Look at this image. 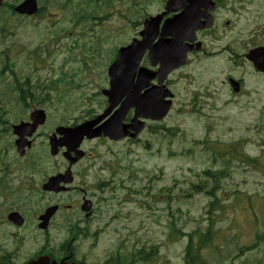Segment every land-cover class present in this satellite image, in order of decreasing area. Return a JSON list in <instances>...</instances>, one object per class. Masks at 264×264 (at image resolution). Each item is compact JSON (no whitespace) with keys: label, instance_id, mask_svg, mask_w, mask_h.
<instances>
[{"label":"rangeland","instance_id":"374dc122","mask_svg":"<svg viewBox=\"0 0 264 264\" xmlns=\"http://www.w3.org/2000/svg\"><path fill=\"white\" fill-rule=\"evenodd\" d=\"M162 2L89 0V4L72 0L66 8L46 6L36 19L12 17L14 28L4 37L0 33V50L8 48V55L0 53V105L13 108L25 103L17 97L18 84L27 76L35 84L40 76L44 80L41 88L48 90V79L64 71L67 86L54 88L66 94L52 106L58 102L69 111L51 110V120L63 123L92 117L103 104L100 90L104 84L107 88L106 72L117 48L135 37L145 14L158 12ZM93 10L96 15L93 12L91 19ZM76 15L86 18L75 22ZM232 37V33L223 37L222 44L208 38L206 44L210 49L225 43L239 47L241 41L227 42ZM5 57L8 64L3 62ZM216 58L193 57L169 76L173 107L156 123L159 127L145 129L137 142L91 141L83 145L97 157L95 166L83 177L88 194L106 177L120 196L131 193L125 199L134 201L124 205L109 203L107 198L105 205L96 193L99 198L93 219L85 220L79 210L55 219L50 231L53 247L65 242L69 222L80 218L79 227L87 229L89 237L74 242L76 256L88 263L106 259L112 264L118 259L120 264H187L191 261L190 257L185 260L187 234L192 233L194 244H198L201 232L212 220V240L198 252L204 264H264V237H260L264 235V83L247 77L249 96L228 102V92L220 80L231 65L223 56ZM161 126L172 130L167 132ZM43 140L38 139V151L32 150L22 160L16 157L13 137H0V154L5 150L0 155V171L8 165L2 184L14 191L10 196L19 201L36 193L38 209L57 200L41 192V183L67 166L60 154L50 156L41 145ZM114 157L112 171H97V165ZM32 169H36L38 192L28 190ZM207 169L216 177L206 178L203 171ZM198 183L217 187V201L212 206L213 198L196 192ZM63 200L74 203L77 197ZM171 214L174 228L169 222ZM97 229L100 232L93 236ZM44 241L39 236L38 247L45 249ZM30 250V241L9 235L0 219V264H23L32 254ZM193 264H199L198 260L194 258Z\"/></svg>","mask_w":264,"mask_h":264},{"label":"flooded vegetation","instance_id":"af4514ba","mask_svg":"<svg viewBox=\"0 0 264 264\" xmlns=\"http://www.w3.org/2000/svg\"><path fill=\"white\" fill-rule=\"evenodd\" d=\"M212 2L214 4V10L211 12L213 21L212 27L197 32V39L202 43L201 49L199 52H190L188 56L190 59L199 55L204 58L217 57L216 59L218 60L220 56H223L224 60L231 65V68L223 73L220 85L227 88L231 99L236 97H248L250 91H246L247 77H255L264 83V70L256 69L253 61L248 58L252 50L264 48V0H212ZM172 15L173 13L167 14L163 19L171 17ZM238 17H240V19H238ZM231 33L233 37L232 39L229 38L227 42L241 41L239 47H234L225 43L223 45L215 44L213 48H208L206 39L211 38L212 42H220L222 44L223 37ZM229 79L237 81L239 89L237 92H234ZM155 84L156 81L153 80L152 85ZM168 84L169 81H165V85ZM56 106L61 108L62 105L56 104ZM39 108H42V105L39 103L38 105L18 103L14 104L13 108H8L7 104L3 103V105H0V134H5L8 129H11L13 124H17L21 121L29 122L30 113L35 109L39 110ZM60 110L63 109L61 108ZM33 117L34 120H38V115ZM79 122L80 121L74 123L76 124ZM66 125H69V123ZM5 127L9 128L6 129ZM11 135L14 142L15 137L12 132ZM40 135V130L37 128L34 136H32V148L28 149L26 154L19 159H27L32 150L38 151V136ZM97 140L103 141L106 139L83 140L81 149L85 152V155L70 166V170H72L74 176V183L71 184L66 191L45 193L50 195V200L53 198L57 200L45 203L41 209H38V200H34V198H38L36 193L31 194L30 197L24 201L12 199L10 194H15L14 191L10 190L6 185L1 184L2 179L4 180L5 178L4 174L8 172V168H4L0 171V173H3L2 175L0 174V219L2 223L5 224L9 235L20 238V240L30 241V253L32 254L29 255L23 264L37 260L41 256H47L50 262L55 261L57 264H60L61 261H72L76 264H110L106 259L98 263H88L77 258L74 242L80 238H84V231L79 227L80 218L75 221L70 220L74 223L69 222L68 231L63 239L66 242L63 244L60 243L57 246L60 247L59 250L55 249L57 247H53L52 244H50V240L54 238L50 234V231L55 219L58 218L60 214L79 210L83 218L88 220L91 219L97 211L94 206L95 203L91 199V195L88 194L89 187L86 186L85 182L79 180V176L81 175L80 171H84L83 174L86 175V173L95 166V160L97 158L91 151L85 150L83 145L86 142ZM4 152L5 150L3 149L0 155L4 154ZM87 159L89 160L88 163H86ZM110 163L111 161L102 162L97 165L96 168L98 171L103 172L110 168ZM78 168L81 169L77 170ZM35 173L36 169H32L30 179L28 178L30 182L28 184V190L31 192H38V181H36ZM34 181L36 182L34 183ZM72 197H77V201L74 203H66L63 200V198L70 199ZM84 199H90L92 201V209L91 206L89 208L90 214H85L86 212L81 211V205ZM53 205L58 206L57 211L50 218L46 230H42L38 226V217L48 206ZM12 213L18 214L17 216L20 219L19 223L10 220L9 215ZM41 235L46 241H44L45 243L43 242L45 249H43V246L38 247V238ZM67 240L69 241L67 242Z\"/></svg>","mask_w":264,"mask_h":264},{"label":"water","instance_id":"95a60500","mask_svg":"<svg viewBox=\"0 0 264 264\" xmlns=\"http://www.w3.org/2000/svg\"><path fill=\"white\" fill-rule=\"evenodd\" d=\"M182 1H189V5L184 6L180 3V0L167 1L166 12L175 10L174 6L176 9L183 8V11L179 15L174 16L173 19H167L164 22L160 31V38L155 43H153V40L158 32L159 18L162 15L150 18V20L144 22V29L139 33L141 39H133L130 44L118 49L116 58L107 71L109 89L102 90V94L108 98V108L93 121L85 122L74 128H58L57 132L62 133L63 137L60 140H56L55 137L50 138L51 154H56L58 151L57 147L64 145L66 146V151L63 152V156L72 163L77 158H71L70 153L74 152L78 157L82 155L76 148L84 136L91 138L103 135L112 140H118L125 136L135 137L144 127V123L139 121L138 118L160 120L167 114L172 106V101L165 98L171 97V93L164 86L146 89L141 93V90L148 87L149 80L155 76V73L151 74L143 67L138 68V65L144 53L147 52L151 64H159L156 74L158 82L162 83L172 69L185 63L186 52L192 46L183 43V39L186 38L189 42H193L195 39L193 35L195 29L210 26L211 22L208 20L209 16L206 13L212 8V5L209 0ZM2 2L3 0H0V6ZM178 4L179 7H177ZM14 10L20 14L32 15L37 11L36 0H24L17 4ZM201 18H205L207 21L203 24L200 22ZM166 35H170L172 38L169 40L165 39L164 36ZM250 58L256 68H264V50L253 51ZM135 78L136 81L134 83ZM118 104H120L119 108L114 112L113 116L107 122L94 128V125ZM130 108H134V115L131 119L133 124L123 125L121 119ZM39 122H42V120ZM129 128L132 133L128 130ZM14 129L20 136L15 142L16 149L22 155L24 148L30 146V141H26L24 136L31 135L34 126L32 124L21 123L14 126ZM60 181H71L68 169L64 175L58 174L49 177L42 185V189L53 192L64 190V187L59 186ZM89 203V201H85L81 209L87 211ZM56 209V206L46 208L44 213L39 217L41 221L39 223L40 228H46L50 217ZM27 264H49V259L47 257H40ZM51 264L56 263L52 261ZM60 264L74 263L61 262Z\"/></svg>","mask_w":264,"mask_h":264},{"label":"trees","instance_id":"16d2710c","mask_svg":"<svg viewBox=\"0 0 264 264\" xmlns=\"http://www.w3.org/2000/svg\"><path fill=\"white\" fill-rule=\"evenodd\" d=\"M11 9V10H10ZM16 17L21 19V21H25L27 19L26 16H19L16 15L13 11H12V7L9 6V10H4V11H0V33L2 35V37L5 36V34L8 32L9 29L14 28V21L12 17ZM12 23H11V21ZM8 48L5 50H0V53H5L8 54L7 52ZM4 70V69H2ZM66 76H63V81L65 80ZM28 80V82H27ZM18 87L20 88V90H26V91H30L31 88H37L36 90H38V84L32 83L31 81L29 82V76H27V79L25 82H23L22 84H18ZM204 172V176L206 178L209 177H216V173L211 172V171H203ZM193 186V183L191 184ZM105 186H108L107 184H105ZM194 187V186H193ZM195 188H197V191H202L203 193H205L206 195H208L210 198H213V201L210 202V206L213 205L214 202L217 201V197H216V191H217V187H213V188H208L207 185H203L198 183V186ZM110 190H112L110 192V197L109 200H115V201H119V202H125L126 199V195L131 194V193H127L124 198L119 197V195L116 193L115 187H111ZM129 197V196H127ZM128 202V201H127ZM127 203H125L124 205H126ZM178 211V210H177ZM118 213H121V211H119ZM172 214H171V220H169L170 224L172 225V228H174L175 226V222L172 218ZM212 225H213V221L209 220V224L206 227V229L204 231L201 232L200 234V242H198V244H194L193 242V234L189 233L187 234L188 237V242L187 245L185 247V260L186 257H190L191 261L190 263L193 264L194 263V258L198 260L199 264H204V262L201 260L200 256H199V251L200 249L207 243H209L212 240L213 237V231H212ZM182 232V231H181ZM182 235V234H181ZM187 262V261H186ZM187 262V264H190Z\"/></svg>","mask_w":264,"mask_h":264}]
</instances>
